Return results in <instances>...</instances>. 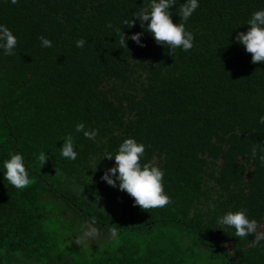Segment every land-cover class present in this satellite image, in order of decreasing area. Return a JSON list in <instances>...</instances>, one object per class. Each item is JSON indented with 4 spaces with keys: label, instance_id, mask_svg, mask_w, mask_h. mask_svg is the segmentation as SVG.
Returning a JSON list of instances; mask_svg holds the SVG:
<instances>
[{
    "label": "trees",
    "instance_id": "trees-1",
    "mask_svg": "<svg viewBox=\"0 0 264 264\" xmlns=\"http://www.w3.org/2000/svg\"><path fill=\"white\" fill-rule=\"evenodd\" d=\"M183 2L170 9L174 23ZM145 4L0 0V23L18 36L16 55H0V264H264L252 236L216 223L243 207L264 231V153L251 154L264 146V63L252 64L234 40L264 0H200L186 23L195 37L188 52L172 53L148 33L144 47L121 48L107 24L141 31L122 21ZM41 35L51 48L41 47ZM81 38L83 49L75 46ZM80 122L99 130L94 141L75 132ZM69 134L75 161L60 155ZM128 137L150 146L142 163L163 167L169 205L143 210L101 181L114 165L104 153ZM40 151L49 156L42 167ZM12 152L30 166L23 190L3 179ZM82 223L108 235L91 258L73 256L82 246L66 253Z\"/></svg>",
    "mask_w": 264,
    "mask_h": 264
},
{
    "label": "clouds",
    "instance_id": "clouds-1",
    "mask_svg": "<svg viewBox=\"0 0 264 264\" xmlns=\"http://www.w3.org/2000/svg\"><path fill=\"white\" fill-rule=\"evenodd\" d=\"M15 5L19 0H10ZM177 0H146V4L131 17L122 21V26L128 29L139 23L141 31L126 35L122 27H115L111 22L107 27L113 29L115 36L119 37L121 48L127 47V42L132 41L139 47H144L142 38L145 33L151 35L158 45L167 46L174 53L176 49L188 52L194 47V34L186 29L187 21L200 7V0H184L180 4L178 15L180 22H173V12L170 10L176 6ZM247 31L237 32L234 40L242 45L247 53L251 54V63H264V8L256 10L250 14L246 24ZM42 48H51L52 41L41 35L38 37ZM86 40L81 38L75 42L77 48L83 49ZM18 46V36L6 24L0 23V55L14 56ZM259 124L264 125V115L259 116ZM76 133H82L88 140H95L99 135V130L89 128L85 123L80 122L75 126ZM146 146L143 142H138L134 137L125 138L117 147L115 153L105 152L102 158L114 161L112 167L103 170L101 181L108 186L125 192L133 198V206L141 209L163 208L169 205L171 197L165 191L164 176L165 171L158 163H142L145 157ZM260 153H264V146L259 144L251 149L252 157L255 159ZM62 158L75 161L79 156L73 135L69 134L63 139L60 147ZM40 167L49 159L45 151H40L37 157ZM259 160L264 165V154L259 155ZM3 179L18 190L29 187L32 183L30 178V166L27 164L25 156L21 152H12L8 158L2 161ZM208 209L215 211V204L209 203ZM218 229L234 230V236L241 239H248L252 236L251 243L259 248H264V231L260 230V225L255 218H251L247 208H239L236 211H226L216 217ZM96 229L90 228L85 232L86 237H94ZM113 239L119 238V233L115 227L111 229Z\"/></svg>",
    "mask_w": 264,
    "mask_h": 264
},
{
    "label": "rangeland",
    "instance_id": "rangeland-1",
    "mask_svg": "<svg viewBox=\"0 0 264 264\" xmlns=\"http://www.w3.org/2000/svg\"><path fill=\"white\" fill-rule=\"evenodd\" d=\"M60 216H62L64 219H69L70 218V214H68L67 212H65L64 210L60 212ZM70 221V219H69ZM94 226L87 224L84 225L82 223L81 227H78L75 230V234L72 235L71 237V241H69L67 244H65L67 246V249L69 248V245H75L76 247H81V249L77 253V256L74 253V257L75 258H91L93 254H95L96 250L99 249L100 245L105 242L103 241L104 239H106V237L108 236L105 232H102L100 230H97V234L94 237H86L84 234L85 232H87L90 228H93ZM72 247V246H71ZM95 247V248H94ZM70 252V248L68 250H66V253ZM71 253V252H70Z\"/></svg>",
    "mask_w": 264,
    "mask_h": 264
}]
</instances>
